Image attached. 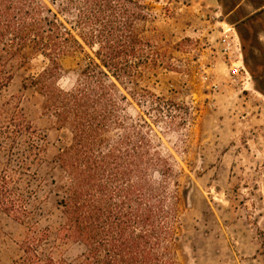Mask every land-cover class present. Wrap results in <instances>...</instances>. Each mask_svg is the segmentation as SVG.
Returning a JSON list of instances; mask_svg holds the SVG:
<instances>
[{
  "label": "trees",
  "instance_id": "16d2710c",
  "mask_svg": "<svg viewBox=\"0 0 264 264\" xmlns=\"http://www.w3.org/2000/svg\"><path fill=\"white\" fill-rule=\"evenodd\" d=\"M149 19L143 0H0V92L17 66L43 57L47 66L24 88L71 136L56 159L65 179L58 222L41 227L19 183L34 178L44 140L19 96L0 104V213L23 229L10 264H68L62 252L70 244L83 247L86 264H178L176 198L152 174L165 162L126 126L121 93L128 82L136 97L152 96L139 88L145 74L173 70L172 55L156 49L155 30L146 29ZM75 53L85 65L65 90L61 60Z\"/></svg>",
  "mask_w": 264,
  "mask_h": 264
},
{
  "label": "rangeland",
  "instance_id": "374dc122",
  "mask_svg": "<svg viewBox=\"0 0 264 264\" xmlns=\"http://www.w3.org/2000/svg\"><path fill=\"white\" fill-rule=\"evenodd\" d=\"M143 2L150 13L146 29L155 30L156 49L172 55L173 70L145 74L139 88L152 96L136 97L128 82L121 93L127 99L126 126L135 125L165 162L152 174L176 198V260L264 264V0ZM220 22L232 25L239 37L247 83L227 76L218 48ZM84 65L80 53L64 57L60 87L71 89ZM46 66L43 57L30 58L0 92V104L20 97L44 140L34 178L23 176L19 183L24 195L29 192L28 208L41 227L58 222L55 208L65 179L56 159L71 140L67 129L41 113L40 96L24 88ZM163 166L169 172L163 174ZM22 235L23 229L0 213V264L19 254L15 242ZM83 253V247L70 244L62 255L68 264H86Z\"/></svg>",
  "mask_w": 264,
  "mask_h": 264
},
{
  "label": "built area",
  "instance_id": "2783aa9c",
  "mask_svg": "<svg viewBox=\"0 0 264 264\" xmlns=\"http://www.w3.org/2000/svg\"><path fill=\"white\" fill-rule=\"evenodd\" d=\"M218 28L219 54L224 60L228 78L232 82L247 83L250 76L243 63L241 44L235 28L225 22H220Z\"/></svg>",
  "mask_w": 264,
  "mask_h": 264
}]
</instances>
